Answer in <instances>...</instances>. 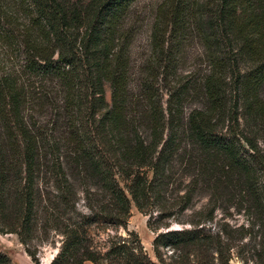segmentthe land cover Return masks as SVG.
Returning a JSON list of instances; mask_svg holds the SVG:
<instances>
[{"label": "trees", "instance_id": "1", "mask_svg": "<svg viewBox=\"0 0 264 264\" xmlns=\"http://www.w3.org/2000/svg\"><path fill=\"white\" fill-rule=\"evenodd\" d=\"M136 2L0 0V233L27 247L41 211L61 236L49 264H264V0H160L133 58ZM188 44L201 63L181 74ZM130 204L155 261L133 233L90 245ZM229 208L243 225L207 227Z\"/></svg>", "mask_w": 264, "mask_h": 264}, {"label": "rangeland", "instance_id": "2", "mask_svg": "<svg viewBox=\"0 0 264 264\" xmlns=\"http://www.w3.org/2000/svg\"><path fill=\"white\" fill-rule=\"evenodd\" d=\"M159 1L160 0H137L135 3L134 27L136 29V35L131 44L133 58H138V56L145 51L144 47L146 45L154 8ZM183 52L185 54L184 58L180 61V73L185 74L194 72L195 69L198 70L201 61L197 58V54L199 52L197 46L195 44H188L184 48ZM259 95L261 101L264 103V85L261 87ZM104 96L105 99L108 100L109 90L107 86H104ZM162 98L165 99L166 95L163 94ZM198 104L199 100L194 92L187 94L182 103L184 113L186 114L190 109L197 107ZM255 139L257 147L264 151V127L258 131V134L255 135ZM186 181L187 180L185 179V182ZM206 200V193L195 194L192 200V205L185 211L180 219L186 220L187 217H190L193 213L200 209V207L206 203ZM218 203L222 204L221 199H219ZM81 205L82 202L79 201L78 207L82 210ZM82 211L85 212V210ZM226 211L220 209L215 210L213 214L214 219L211 224L207 225V227L213 228V226L222 225V223H228L232 226L243 225L245 223L244 215L236 214L234 208H229ZM146 223L147 216L137 212L134 206L130 204L128 218L123 228L104 227L101 226L100 223L92 224L88 227V234L91 242L90 245L95 247V249L99 252L103 253L107 245L106 243L108 237H127L126 234L133 233L136 235L138 243L146 256L151 261H155L151 251L153 233L146 227ZM50 226V224L46 223L43 213L39 211L36 220V227L27 247L22 246L18 242L16 235L0 233V256H4L6 258L7 263L5 264H49L57 254L61 244L60 234H58L53 228H50ZM171 226L176 228L179 225L172 222ZM185 227H187V225H185ZM25 248L30 252H33L36 263H33L30 257L25 253ZM83 264L90 263L85 262ZM227 264H243V262L234 255H231Z\"/></svg>", "mask_w": 264, "mask_h": 264}]
</instances>
